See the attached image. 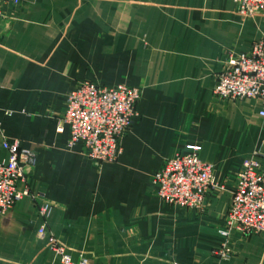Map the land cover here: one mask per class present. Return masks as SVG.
Instances as JSON below:
<instances>
[{
    "label": "crops",
    "instance_id": "crops-1",
    "mask_svg": "<svg viewBox=\"0 0 264 264\" xmlns=\"http://www.w3.org/2000/svg\"><path fill=\"white\" fill-rule=\"evenodd\" d=\"M3 13L0 163L9 155L3 141L12 140L36 162L18 184L35 199L0 214V264H59L37 235L44 202L46 236L73 261L264 264V234L233 233V255L212 254L243 162L255 159L264 173L259 103L217 98L216 76L264 37V16H239L233 0H21ZM87 80L140 91L121 154L101 168L57 132L67 93ZM188 144L199 146L217 185L200 210L163 203L152 182Z\"/></svg>",
    "mask_w": 264,
    "mask_h": 264
},
{
    "label": "built area",
    "instance_id": "built-area-1",
    "mask_svg": "<svg viewBox=\"0 0 264 264\" xmlns=\"http://www.w3.org/2000/svg\"><path fill=\"white\" fill-rule=\"evenodd\" d=\"M21 0H0V22L3 7ZM236 12L243 18L264 16V0H233ZM214 95L222 100L255 99L259 103L258 116L264 120V37L256 40L247 52L230 55L216 76ZM140 91L124 84L102 86L83 81L66 95L65 112L60 118L57 132H68L69 148L79 147L92 164L101 168L115 163L121 154V138L130 129L137 116L136 106ZM8 159L0 163V214L6 213L23 197L35 199L28 188L18 189L26 183L33 169L35 153L21 147L19 141H3ZM156 195L163 203L186 209L200 210L211 192L217 188L212 180V165L199 159V146L188 144L184 151L166 159L153 173ZM220 188V187H219ZM51 205L39 207L43 219L37 235L46 238L50 249L58 256L59 264H91L84 257L73 261L52 234L46 236L45 220ZM219 243L212 254L226 261L233 255L230 237L240 240L264 234V173L255 159L245 160L237 174L231 202L218 230Z\"/></svg>",
    "mask_w": 264,
    "mask_h": 264
},
{
    "label": "rangeland",
    "instance_id": "rangeland-1",
    "mask_svg": "<svg viewBox=\"0 0 264 264\" xmlns=\"http://www.w3.org/2000/svg\"><path fill=\"white\" fill-rule=\"evenodd\" d=\"M103 258H104V260H105L107 263H109V262H114V260H115L114 258H111V260L108 261L109 258H106L105 256H104Z\"/></svg>",
    "mask_w": 264,
    "mask_h": 264
}]
</instances>
